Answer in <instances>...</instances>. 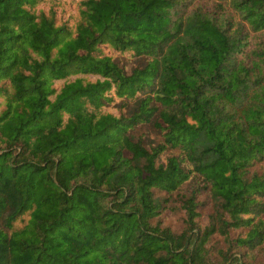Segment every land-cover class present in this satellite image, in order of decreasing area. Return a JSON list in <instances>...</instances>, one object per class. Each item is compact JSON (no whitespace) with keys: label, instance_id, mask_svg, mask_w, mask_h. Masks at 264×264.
<instances>
[{"label":"trees","instance_id":"obj_1","mask_svg":"<svg viewBox=\"0 0 264 264\" xmlns=\"http://www.w3.org/2000/svg\"><path fill=\"white\" fill-rule=\"evenodd\" d=\"M0 264H264V0H0Z\"/></svg>","mask_w":264,"mask_h":264},{"label":"rangeland","instance_id":"obj_2","mask_svg":"<svg viewBox=\"0 0 264 264\" xmlns=\"http://www.w3.org/2000/svg\"><path fill=\"white\" fill-rule=\"evenodd\" d=\"M120 99L114 98L111 101L105 102L100 106L101 111H114L117 112V105L119 104ZM137 106V99H129L127 110L128 112L134 110ZM136 134L141 135L144 138V141L147 145L152 144L160 138L159 131L150 123L141 124L135 130ZM164 155L160 156V159H164ZM192 180L188 179L182 183L177 191L172 194H168L165 191L159 188H153L154 194L160 199H164V208L161 209L160 213L156 215L153 219V222H160L162 225L168 226L171 230L179 232L184 225V212L181 207L180 194H185L188 188L192 184ZM211 211L210 206H206L201 209V213L198 217V220L201 225H206L209 220V213ZM209 243L215 245L216 247H223L224 241L219 234H214L209 239ZM208 245V243H207Z\"/></svg>","mask_w":264,"mask_h":264}]
</instances>
